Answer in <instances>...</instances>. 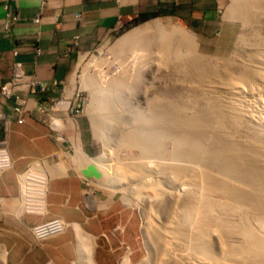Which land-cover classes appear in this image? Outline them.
Masks as SVG:
<instances>
[{
    "label": "rangeland",
    "instance_id": "rangeland-1",
    "mask_svg": "<svg viewBox=\"0 0 264 264\" xmlns=\"http://www.w3.org/2000/svg\"><path fill=\"white\" fill-rule=\"evenodd\" d=\"M260 6L254 0H222L221 33L219 36H213L211 46H201L199 39L189 30L190 34H193L194 44L190 46L184 40L175 38L174 42L176 40L180 44L178 48H175L178 52L173 49L171 53L166 54L168 50H163L159 45L162 40L150 38L152 45L147 48L145 56L136 63L128 64L124 55L122 57L120 54V58L115 57V53H111V50L121 37L144 25L141 24L124 34L113 33L101 40L94 50L82 52L81 55L83 54L84 58L80 64H77L72 87L83 101L80 103L82 108L79 115L73 116L74 132L66 131L69 138L67 144L69 152L60 157L59 161L51 158V161L43 159L33 164L34 170L39 171L41 175L39 176L42 196L40 203L26 207V203L24 205L20 203L22 200H19V190L26 193L24 187H27V181L32 177L28 178L27 174L23 175L21 172L17 173L18 177H16V172L12 169L0 177V264H10L11 258H23L21 264H54L52 258L57 259L61 264H73L77 246L75 231L70 226L65 228L66 225L60 221L63 218L51 212V208H55L61 199L62 202L65 199L59 192L58 184L61 181L51 184L50 194L46 184L47 181L49 183L52 179L66 175L80 180L82 200L79 206L85 215L92 216L91 220L100 223L98 229L103 234L95 239V261L98 264H124L129 256L131 264H142L145 259H149L152 253L148 248L145 218L150 211L146 212L147 205L142 196H135L129 192L132 186L138 184L135 185L131 180H126L122 184L128 190L115 188L107 180L109 172H104L102 167L106 165L107 168H113L130 160L132 162L140 160L148 167L169 162L180 164L182 161L184 163L181 164H194L198 167L202 165L199 160L197 162L191 159L175 158L172 162V158L168 155L145 157L136 146L130 143H119V132L124 127L122 125L129 122H132L129 124L130 127H135L134 120L131 121L132 115L138 116L143 110L147 111L153 105L167 107V110H170L168 106L175 107L174 109L177 108L189 116L192 113H201L208 117L211 113L204 108L230 105L231 103L227 105L218 103V100L225 102V98L233 99L231 90L233 91L235 87L234 82L230 80L235 74L241 75L243 65L253 56H257L256 52L260 47L257 44H262L264 41L262 40L264 38V6L262 5L263 8ZM259 11L262 14L256 15ZM158 19L167 20L166 18L156 20ZM169 21L185 27L175 20L169 19ZM252 37H258V41ZM120 64L124 65V68L118 71L116 68ZM125 64L128 65L125 66ZM234 85L236 86V83ZM255 89L259 92L258 88ZM110 98L116 100L112 106L118 108L121 118L112 121L113 124L106 133L108 139L105 142L95 119L87 112V109L106 107L111 103ZM162 99L166 102L160 103ZM209 100H216L217 103H210ZM167 110L164 109V111ZM128 136L132 137V134ZM78 137L83 150L89 156L84 161L75 158ZM164 142H166L164 146L170 147L173 140L167 138ZM89 159L95 160L91 162ZM55 170L61 171L60 174L54 173ZM147 175L142 177L143 180L149 178L146 181L151 179L150 183L153 184L155 180H158L155 185L158 186L157 191H160V202L164 204L159 208V215H162H160L161 218L165 217L170 211L171 204L174 208L176 202L174 200H179L181 193L186 191L189 181L182 178L171 184L169 181H160L157 177ZM83 176L93 181V192L89 195H83L81 181ZM166 190H170L168 192L170 194ZM47 195L48 200L53 203L52 206L46 200ZM34 209L40 210L42 215L25 214V212H34ZM64 221L71 224L69 221ZM228 231L223 229L222 232L226 242L230 245L242 246V249L243 236L239 231ZM29 259L32 263H27Z\"/></svg>",
    "mask_w": 264,
    "mask_h": 264
},
{
    "label": "bare ground",
    "instance_id": "bare-ground-1",
    "mask_svg": "<svg viewBox=\"0 0 264 264\" xmlns=\"http://www.w3.org/2000/svg\"><path fill=\"white\" fill-rule=\"evenodd\" d=\"M254 2L263 8L264 0ZM261 14L259 11L256 15ZM150 38L161 39L159 45L163 50H168L166 54L180 46L176 40L174 42L175 38L184 40L190 46L194 44L193 34L187 28L169 20L158 19L121 37L111 53H115L118 58L120 54L122 57L124 55L128 64L136 63L152 45ZM262 42H254L260 45L257 56L249 58L250 61L243 65L241 75L235 74L230 80L236 83L235 86L232 82L235 87L231 90L233 99L225 98V102L218 100L221 104H231L204 108L210 111V117L201 113L189 116L174 109L175 107L168 106L170 110H167L166 105V108L153 105L138 116L132 115L131 121L134 120L135 127H130L132 122L122 125L124 127L119 132L118 142L136 146L145 157L168 155L172 162L177 158L199 160L202 164V167H198L194 164H181L183 161L180 164L170 163L169 160V163L148 167L140 160H130L117 167H102L104 172H109L107 180L115 188L128 190L122 184L126 180L138 184L129 187V192L142 196L147 205L146 212L150 211L145 219L148 248L152 256L142 264H264V41ZM121 68L124 65H118L116 70ZM115 101L110 98L111 103L106 107L87 109L95 119L105 142L112 121L121 118L118 108L112 106ZM164 101L162 99L160 103H165ZM208 102L217 103L216 100ZM129 127L130 130L127 131ZM128 134H132V137ZM167 138L173 140L170 147L164 146ZM79 152L83 153L75 151L76 160L80 158L84 161V156H80ZM89 160L93 162L95 159ZM60 172L54 171L56 174ZM147 174L171 184L182 178L189 181L186 191L181 193L179 200H174V208L171 204L165 217L161 218L162 215H159V208L163 203L160 202V191H157L158 186L155 185L158 180H155V184L150 183L151 179L147 182L149 178L143 180L142 177ZM46 184L48 185V181ZM145 193L147 195L144 199L142 194ZM60 221L66 225L65 228H73L76 234V259L72 261L73 264H98L94 259L96 237L77 222L68 224L63 219ZM223 229L229 230L228 232L239 231L244 238L243 248L226 242ZM124 264H131L129 256Z\"/></svg>",
    "mask_w": 264,
    "mask_h": 264
},
{
    "label": "crops",
    "instance_id": "crops-1",
    "mask_svg": "<svg viewBox=\"0 0 264 264\" xmlns=\"http://www.w3.org/2000/svg\"><path fill=\"white\" fill-rule=\"evenodd\" d=\"M7 1L17 13L18 21L7 32L4 28L6 15L0 3V85L10 79L12 63L18 59L25 71L46 88L36 94L19 91L29 97L27 107L30 113L25 123L13 122L8 133L12 170L16 174L40 158L63 156L58 153V145L50 135V129L38 120L35 112L38 105L63 98L65 107H61L56 114L63 119L66 131H73V110L79 96L72 87L75 79L73 74L77 64L84 58L82 52L94 50L101 40L113 33L124 34L157 18L182 24L196 35L201 46L213 45L211 40L213 36H219L222 27V0ZM37 47L41 48L38 54ZM15 48L18 50L17 57L13 55ZM14 105V100H4L0 96L1 112L14 116ZM80 146L78 137L75 151L83 152L79 154L84 158L89 157ZM52 183H60L59 192L65 199L51 208V212L71 223H79L85 231L96 238L100 237L103 234L98 229L100 223L91 220L92 216L85 215L79 206L82 200L80 180L68 175L52 179L49 182V194ZM48 203L50 206L53 204L49 200ZM52 261L61 264L57 259L52 258ZM22 262L23 258H11L9 261L10 264ZM27 263H32L31 259Z\"/></svg>",
    "mask_w": 264,
    "mask_h": 264
},
{
    "label": "built area",
    "instance_id": "built-area-1",
    "mask_svg": "<svg viewBox=\"0 0 264 264\" xmlns=\"http://www.w3.org/2000/svg\"><path fill=\"white\" fill-rule=\"evenodd\" d=\"M2 4V8L5 11L6 20L4 22V28L7 32L10 31L12 25L18 21L17 13L12 9L11 5L7 0H0ZM41 48H36V53H40ZM13 55L15 57L18 56V50L15 48L13 49ZM46 88L40 82H38L33 76L29 75L23 66V63L15 59L11 66V77L8 81L2 83L0 85V96L4 100H14L15 105L13 106V113L14 116L6 115L5 113L0 111V129L3 132V136L0 137V177L8 170L13 168V159L10 154L9 150V140H8V133L10 129V125L13 122L17 123H25L26 116L30 113L29 108L27 107V96H23L19 91H25L28 94H36L39 91H44ZM77 105L74 107L73 115H79L81 110L80 103L83 101V98L80 95L77 97ZM65 107L64 99H55L51 102H45L38 105L36 109V114L38 120L46 124L50 129V135L53 137L55 142L58 145V153L66 155L69 151L67 148V144L69 141L68 135L66 134L65 124L63 119L57 116L56 112L61 108ZM72 113V112H71ZM59 161L58 155L40 158L38 160L33 161L30 163L25 170L21 172V174H27L28 179L26 193L19 190V200L22 201L26 207L35 206L36 204L40 203L42 199L41 196V176L39 171L34 170L33 164L39 160H51ZM38 175V177H37ZM18 177V175H17ZM18 179V178H17ZM82 184H83V195H89L93 192V181L88 177H82ZM49 188V183H48ZM48 195L46 196V200L48 201ZM66 203V201H65ZM48 207V206H47ZM34 212H25V214H37L42 215L37 209H34ZM56 221V220H55Z\"/></svg>",
    "mask_w": 264,
    "mask_h": 264
},
{
    "label": "clouds",
    "instance_id": "clouds-1",
    "mask_svg": "<svg viewBox=\"0 0 264 264\" xmlns=\"http://www.w3.org/2000/svg\"><path fill=\"white\" fill-rule=\"evenodd\" d=\"M89 52V51H88ZM75 129V127L73 128V130ZM16 177H17V174H16Z\"/></svg>",
    "mask_w": 264,
    "mask_h": 264
}]
</instances>
